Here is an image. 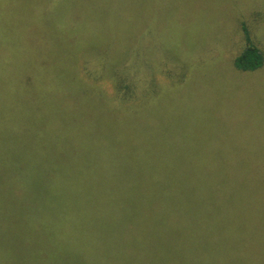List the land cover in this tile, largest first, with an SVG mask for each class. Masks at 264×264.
<instances>
[{"label": "trees", "instance_id": "trees-1", "mask_svg": "<svg viewBox=\"0 0 264 264\" xmlns=\"http://www.w3.org/2000/svg\"><path fill=\"white\" fill-rule=\"evenodd\" d=\"M34 1L30 11L39 16L47 3ZM242 33L245 46L233 66L253 73L264 66L263 57L246 26ZM8 49L0 39V66L8 63V137L5 166L0 164L8 213L0 264H214L216 250L201 237L208 217L205 209L196 210L195 168L174 165L176 153L150 148L147 106L128 105L149 93L145 73L152 69L143 66L144 59L163 70L176 65L169 66L166 57L140 58L135 70V59L127 57L110 69L114 63L106 58L82 56L90 80L111 81L110 100L78 77L77 57L21 54L16 69V55ZM65 134L87 139L88 166L57 155L53 142ZM108 154L115 156L113 172L110 161L102 162ZM71 169L75 182L65 174ZM254 190L264 194V183Z\"/></svg>", "mask_w": 264, "mask_h": 264}, {"label": "rangeland", "instance_id": "rangeland-1", "mask_svg": "<svg viewBox=\"0 0 264 264\" xmlns=\"http://www.w3.org/2000/svg\"><path fill=\"white\" fill-rule=\"evenodd\" d=\"M42 2L47 4L37 16L30 11L34 0L0 1V39L16 55L14 68L19 69L21 54L77 57L78 77L111 100V81L90 80L82 56L106 58L114 63L107 65L110 69L133 57L135 70L140 58H168L176 70L143 60L152 69L145 73L150 90L128 105L132 110L147 106L150 116L144 125L150 148L167 156L176 153L174 165L191 163L195 168L196 210L200 214L205 209L208 217L201 237L216 250L214 264H264V194L254 190L256 183H264V66L253 73L233 66L245 46L242 26L264 63V0ZM7 66H0L1 165L8 137ZM15 104L20 105L19 99L12 108ZM65 135L52 147L59 149V157L78 160L84 167L90 151L87 139ZM32 144L37 151L41 147L38 138ZM102 156L113 172L115 156ZM72 172L76 170L65 174L75 182ZM5 190L0 176V234L8 213Z\"/></svg>", "mask_w": 264, "mask_h": 264}]
</instances>
